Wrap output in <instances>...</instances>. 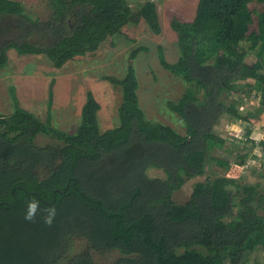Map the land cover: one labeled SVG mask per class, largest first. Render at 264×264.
Masks as SVG:
<instances>
[{
    "label": "trees",
    "instance_id": "16d2710c",
    "mask_svg": "<svg viewBox=\"0 0 264 264\" xmlns=\"http://www.w3.org/2000/svg\"><path fill=\"white\" fill-rule=\"evenodd\" d=\"M49 3L53 12L44 23L49 30L34 31L55 43H12L0 51V70L11 47L20 54L47 55L62 68L97 52L127 25L144 22L157 36L163 31L154 1L138 10L127 0ZM254 3L262 5L256 28ZM4 16L28 24L19 1L0 0ZM171 27L181 56L169 63L160 48V57L164 69L191 84L178 101L167 103L186 120V134L147 120L140 106L134 61L146 47L132 51L124 78L104 77L123 91L117 128L101 132V104L92 92L75 135L20 106L10 117L0 113V264H97L95 255L113 252L120 254L113 264H247L264 249V186L239 180L246 156L236 163L210 156L225 143L215 126L226 114L258 121L242 117L237 104L226 105L225 91L253 79L262 86L264 106V0H200L193 21L174 17ZM244 42L257 52L254 64L246 62ZM40 135L62 144L38 146ZM257 145L264 150V141ZM132 149L137 152L131 163H121L120 156ZM210 160L228 175L198 182L190 200L177 203L174 193L206 175ZM150 168L164 170L167 177H150ZM33 198L40 206L30 222L24 217ZM53 206L56 216L47 226L43 209ZM78 240L87 247L72 256Z\"/></svg>",
    "mask_w": 264,
    "mask_h": 264
},
{
    "label": "rangeland",
    "instance_id": "374dc122",
    "mask_svg": "<svg viewBox=\"0 0 264 264\" xmlns=\"http://www.w3.org/2000/svg\"><path fill=\"white\" fill-rule=\"evenodd\" d=\"M16 1L24 5L29 18L27 19L28 24L16 23V17L11 20H7L10 16L0 17V51L12 43L26 41L49 45L55 43V38L50 37L43 40L36 33L41 31L44 35L46 30H49L48 25L44 24L53 12L49 0ZM127 1L133 10L140 9L149 1H154L158 5L162 34L155 35L144 22L139 25H127L122 34L110 37L97 52L78 56L62 68H57L47 55L20 54L14 47H11L8 50L9 61L0 70V113L10 117L20 106L34 113L44 122L51 119V125L55 129L75 135L82 123L83 105L88 93L92 92L101 104L98 113L101 132L117 128L121 123L119 109L123 101V91L120 86L112 84L104 77L124 78L127 75L132 51L138 47H146L148 50L141 52L134 61L139 84L140 106L147 120L172 126L181 134H186V120L174 113L167 103L178 101L187 88L191 87V84L162 67L160 48L169 63L178 62L181 56L178 45L179 37L171 27V22L174 17L185 22L193 21L200 0ZM251 9L255 17L253 28H256L262 5L254 3ZM10 31L12 32L9 33ZM250 46L249 42L242 44V48L248 53L246 62L251 65L257 60V52L252 51ZM199 91L197 90L198 97L203 100V93ZM262 91V86L250 79L235 83L233 89L223 93L222 101L226 105L237 104L242 117L258 121L256 123L247 122L226 114L215 126L217 134L225 143L223 147H214L210 156L219 160H229L232 163L246 156V163L239 180L243 184L260 183L264 186V150L257 145L264 141V138L258 141L253 138L254 133L264 135ZM233 124H238L242 128L240 137L229 132V127ZM49 144L61 145L62 143L45 135H40L36 139L38 146ZM136 152L132 149L120 156L121 163L130 164ZM44 173L42 177L47 176ZM148 174L152 178L167 177L164 170L158 168H150ZM227 175L225 168L216 161L210 160L206 175L187 181L182 189L174 193L173 198L177 203L185 204L190 200L198 182ZM86 247L85 242L78 240L70 254L72 256L79 254ZM119 257L118 252H113L102 256L95 255V260L97 264H113ZM247 264H264V249L260 247L256 250Z\"/></svg>",
    "mask_w": 264,
    "mask_h": 264
},
{
    "label": "clouds",
    "instance_id": "9594fccd",
    "mask_svg": "<svg viewBox=\"0 0 264 264\" xmlns=\"http://www.w3.org/2000/svg\"><path fill=\"white\" fill-rule=\"evenodd\" d=\"M229 132L236 134L237 137H240V134L242 133V128L238 124H233L229 127ZM253 138L258 141L259 139L264 138V135H257L254 133ZM38 206H40V202L35 198L31 199L28 202L27 211L24 217L25 220L35 222ZM43 212L47 213V215H44L43 217L45 225L51 226L56 216L55 206L50 208H44Z\"/></svg>",
    "mask_w": 264,
    "mask_h": 264
}]
</instances>
